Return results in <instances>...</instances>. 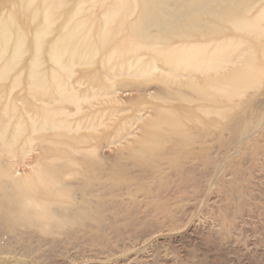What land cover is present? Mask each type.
<instances>
[{"label": "bare ground", "instance_id": "bare-ground-1", "mask_svg": "<svg viewBox=\"0 0 264 264\" xmlns=\"http://www.w3.org/2000/svg\"><path fill=\"white\" fill-rule=\"evenodd\" d=\"M11 8L0 18V78L15 66L1 64L11 43L15 57L28 44L34 51L13 85L24 91L0 96V154L10 156L0 155V264L36 256L14 238L61 240L100 225L124 196L147 197L142 177L105 166L108 145L124 144L126 164L158 179L181 174L188 160L205 157L212 167L220 148L227 156L232 146L252 147V156L264 149L252 142L264 113L255 123L251 116L264 107V0H11ZM162 74L171 79L154 88ZM120 92L151 107L124 118ZM36 148V165L16 176Z\"/></svg>", "mask_w": 264, "mask_h": 264}, {"label": "rangeland", "instance_id": "rangeland-1", "mask_svg": "<svg viewBox=\"0 0 264 264\" xmlns=\"http://www.w3.org/2000/svg\"><path fill=\"white\" fill-rule=\"evenodd\" d=\"M0 4H3L1 18L2 15L11 12V0H0ZM235 34L241 35L236 31ZM46 47H49L48 43ZM33 49L34 46L28 44L27 52L15 57L14 44L11 43L4 51L5 57L1 64L10 58L15 66L8 76L0 78V96L7 93L17 95L24 91L20 87L14 88L13 85L19 80L21 71L31 67ZM2 50L0 44V51ZM106 57L107 55L101 52L97 61L101 62ZM147 60L148 57L145 61L149 62ZM42 62H44L42 69L48 70L51 65L48 63L51 62L48 56H45ZM238 65H241V62ZM80 71L81 69L77 68L76 75ZM163 78L171 79L170 76L162 74L158 82L152 86L160 87ZM85 89L86 87L82 88L83 91ZM118 96L123 102L119 108L129 111L121 113L124 118L134 115L133 111L136 108L142 110L151 107L146 103L144 105L140 101L130 100L132 97L127 92H120ZM18 100L17 112H21L22 104ZM4 102L5 99H1L0 106ZM260 112L261 115L264 113V107L251 115L254 123L258 122ZM145 113L146 110L142 112ZM120 123L121 120L110 124L114 129ZM249 124L245 123L246 130L256 128V125ZM131 126L137 133L139 122H132ZM257 135L252 142H258L264 148V127L259 129ZM240 141L241 139L236 143ZM236 143L233 142V145ZM124 146L111 144L102 151L105 166L115 175L129 174L142 177L141 183H147V188H150L147 190V197L135 194L132 199V195L129 197L123 192L126 196L121 199H124L122 202L125 203L113 202L112 216H107L100 225L92 226L84 232L73 230L61 240L41 234L30 235L26 239L14 238L15 242L21 240L28 250L36 248L33 253L36 256L31 260L21 258L17 260L18 263L264 264V153H262L264 149L258 154L255 153L256 156H252V147L242 152L235 148L237 146H232L230 157L222 154L218 142H213L210 147L220 148L214 166L208 167L206 163L209 160L205 157L194 161L188 160L181 165L183 168L181 174L175 170H165L161 174L158 173L161 175L158 179L151 170L141 169L137 163L126 164L127 161L121 157L126 151ZM40 154L37 148L27 153L24 164L14 166L15 175L19 177L33 168ZM0 155L3 159H10L8 155ZM159 180L163 185L154 184ZM129 198L132 200L129 201ZM40 257L42 259L37 261Z\"/></svg>", "mask_w": 264, "mask_h": 264}]
</instances>
